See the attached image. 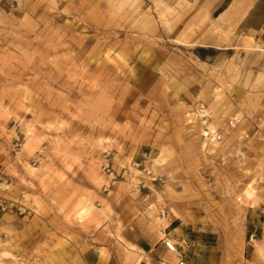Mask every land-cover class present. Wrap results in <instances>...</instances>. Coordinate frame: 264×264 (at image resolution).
<instances>
[{
    "label": "rangeland",
    "instance_id": "obj_1",
    "mask_svg": "<svg viewBox=\"0 0 264 264\" xmlns=\"http://www.w3.org/2000/svg\"><path fill=\"white\" fill-rule=\"evenodd\" d=\"M257 1L0 0V264H264Z\"/></svg>",
    "mask_w": 264,
    "mask_h": 264
},
{
    "label": "crops",
    "instance_id": "obj_2",
    "mask_svg": "<svg viewBox=\"0 0 264 264\" xmlns=\"http://www.w3.org/2000/svg\"><path fill=\"white\" fill-rule=\"evenodd\" d=\"M238 30L242 31L243 34L247 35L248 37H254L257 43H261L264 47V0H259L254 5L252 9H250L243 19L239 22ZM260 103L263 105V111L259 115L262 118L264 123V94L260 98ZM253 129V126L251 127ZM248 141H256L253 138L248 139ZM258 142V141H256ZM261 144L260 142H258ZM262 145V144H261ZM263 147V145H262ZM163 245H158L154 250L155 252L164 251ZM152 252V250L150 251ZM139 264H157L153 263L150 254H147L145 257L140 259ZM159 263V262H158ZM92 264H103L101 260L97 259L92 262ZM108 264H112V260L110 259Z\"/></svg>",
    "mask_w": 264,
    "mask_h": 264
},
{
    "label": "built area",
    "instance_id": "obj_3",
    "mask_svg": "<svg viewBox=\"0 0 264 264\" xmlns=\"http://www.w3.org/2000/svg\"><path fill=\"white\" fill-rule=\"evenodd\" d=\"M202 111H204V110H202ZM205 115H204V117H205ZM251 123L253 126V129L251 131L242 130L244 138L245 139L253 138L256 141L260 142L264 147V123L262 121V118H257L254 121H252ZM229 124L233 128H237L238 126L242 127L244 122L242 119H240L238 117H234L233 119L230 120ZM206 136L207 137L208 136L214 137V135L212 133H210V131L208 132V135H206ZM214 138H217V137L215 136ZM163 244H164L165 249L168 252L176 255V257L179 261L178 264H186L185 254L183 251H181L180 247L175 242V240L167 238V239H164Z\"/></svg>",
    "mask_w": 264,
    "mask_h": 264
},
{
    "label": "bare ground",
    "instance_id": "obj_4",
    "mask_svg": "<svg viewBox=\"0 0 264 264\" xmlns=\"http://www.w3.org/2000/svg\"><path fill=\"white\" fill-rule=\"evenodd\" d=\"M201 114H202V115H205V114H207V112H206V111H205V112H204V111H202V113H201ZM204 135H205V136H206V135H208V132H206V131H205V132H204Z\"/></svg>",
    "mask_w": 264,
    "mask_h": 264
}]
</instances>
